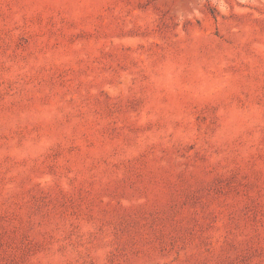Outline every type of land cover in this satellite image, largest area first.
<instances>
[{"label": "rangeland", "instance_id": "obj_1", "mask_svg": "<svg viewBox=\"0 0 264 264\" xmlns=\"http://www.w3.org/2000/svg\"><path fill=\"white\" fill-rule=\"evenodd\" d=\"M0 264H264V0H0Z\"/></svg>", "mask_w": 264, "mask_h": 264}]
</instances>
